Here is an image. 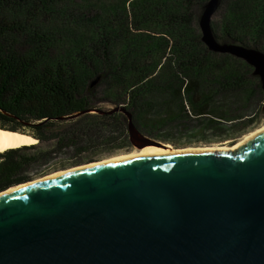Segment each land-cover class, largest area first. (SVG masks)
<instances>
[{"label":"trees","instance_id":"1","mask_svg":"<svg viewBox=\"0 0 264 264\" xmlns=\"http://www.w3.org/2000/svg\"><path fill=\"white\" fill-rule=\"evenodd\" d=\"M209 1L0 0V128L38 140L0 153V192L131 152L127 115L104 113L116 108L175 148L258 129L261 79L203 42ZM212 29L264 52V0H220Z\"/></svg>","mask_w":264,"mask_h":264},{"label":"water","instance_id":"2","mask_svg":"<svg viewBox=\"0 0 264 264\" xmlns=\"http://www.w3.org/2000/svg\"><path fill=\"white\" fill-rule=\"evenodd\" d=\"M219 3L200 17L203 42L251 65L264 90V52L215 37ZM118 111L139 150L188 149L143 136L122 108L104 113ZM94 163L0 192V264H264V131L229 152Z\"/></svg>","mask_w":264,"mask_h":264},{"label":"bare ground","instance_id":"3","mask_svg":"<svg viewBox=\"0 0 264 264\" xmlns=\"http://www.w3.org/2000/svg\"><path fill=\"white\" fill-rule=\"evenodd\" d=\"M261 131H264V126H262L261 128L255 130L254 132L245 136L238 143H236V145L233 147H229L228 145H221V146H215V147H203V148L202 147H199V148L196 147V148H190V149L188 148V149H183V150L171 151L168 149V148H170V146H166L167 148H162V147H158V146H146L143 149H140L138 151H134L128 155L118 156V157H115V158H112L109 160H103V161H100V163L90 164V166L99 165V164L106 163V162L120 161V160H124V159H130V158H135V157H139V156H144V155H148V154H152V153H160V152H184L186 150L187 151L204 150V151H213V152H229V151L235 150L240 145L244 144L247 140L251 139L253 136L260 133ZM37 142H38V140L34 139L33 137H31L27 133L0 128V153H5L8 150L18 149V148H21L23 146L34 145ZM86 167H89V165ZM77 169H79V168L70 169V170L68 169L67 171L64 170L62 172L53 173L49 177L50 178L56 177V176L62 175L64 173H68L70 171H75ZM40 181H42V180L37 179L33 183H29L27 185H32V184L40 182ZM23 187H26V185H21V186H16V187L10 188L7 192H11V191L23 188Z\"/></svg>","mask_w":264,"mask_h":264},{"label":"rangeland","instance_id":"4","mask_svg":"<svg viewBox=\"0 0 264 264\" xmlns=\"http://www.w3.org/2000/svg\"><path fill=\"white\" fill-rule=\"evenodd\" d=\"M264 125V118H262L261 117V122L259 123V127H258V129L260 128V127H262ZM3 126V124L0 122V127H2ZM257 130V129H256ZM243 138V137H242ZM242 138H240V139H237V140H228V141H226V142H221V143H217V144H213V145H205V146H200V147H208V146H213V147H215V146H221V145H228L229 147H233V146H235L236 145V143H238ZM167 145H169V144H167ZM189 148H196V147H189ZM199 148V147H198ZM139 150V148H137V147H134L133 146V149L131 150V152H129V153H120V154H117V155H113V156H110V157H105V158H101V160L100 161H103V160H109V159H112V158H115V157H118V156H124V155H128V154H130V153H132V152H134V151H138ZM100 161H96V162H100ZM71 168H74V167H69V168H67V169H60V170H57V171H55V172H59V171H64V170H68V169H71ZM55 172H53V173H55ZM45 177V176H44ZM43 178V177H42ZM38 179H41V178H38ZM37 180V179H36ZM35 181V180H34Z\"/></svg>","mask_w":264,"mask_h":264}]
</instances>
